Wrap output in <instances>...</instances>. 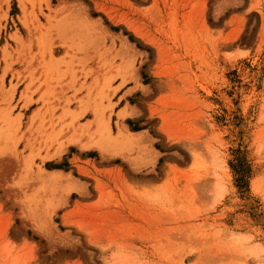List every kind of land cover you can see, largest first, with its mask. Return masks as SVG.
<instances>
[{"label":"rangeland","instance_id":"1","mask_svg":"<svg viewBox=\"0 0 264 264\" xmlns=\"http://www.w3.org/2000/svg\"><path fill=\"white\" fill-rule=\"evenodd\" d=\"M0 264H264V0H0Z\"/></svg>","mask_w":264,"mask_h":264},{"label":"bare ground","instance_id":"2","mask_svg":"<svg viewBox=\"0 0 264 264\" xmlns=\"http://www.w3.org/2000/svg\"><path fill=\"white\" fill-rule=\"evenodd\" d=\"M36 114H34V117L32 118L33 120L35 119V118H37V115L39 116V114L37 113V112H35ZM121 117L123 118L124 117V115L123 114H121ZM34 122V121H33ZM91 123V122H90ZM98 132L101 134L100 136H101V139H100V141L99 142H96V144H97V146L102 150V151H105V149H107V146H111V145H113L112 144V142H114L113 141V138H112V135H111V129L109 128V126L106 124V123H104V121H101V120H99L98 121ZM82 128V127H81ZM87 128V127H86ZM83 129V128H82ZM131 135H138V134H132V133H124V134H120V135H118L117 137H116V141L117 140H120V139H122L123 141H125V140H127V141H129V137L131 136ZM73 137V136H72ZM74 138V137H73ZM73 141H70V143L71 142H74L76 139H72ZM56 155H59V152H56ZM55 156V155H54ZM53 156V157H54ZM50 174V173H49ZM51 174L52 175H61L62 176V174H64L63 172H61V171H51ZM50 174V175H51ZM51 175V176H52ZM61 176H58V177H61ZM50 177V176H49ZM53 177V176H52ZM58 177H56V178H58Z\"/></svg>","mask_w":264,"mask_h":264}]
</instances>
